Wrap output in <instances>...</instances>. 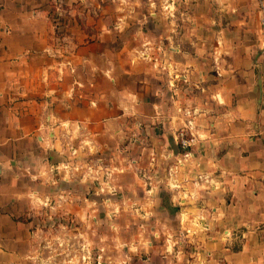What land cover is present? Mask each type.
<instances>
[{
    "label": "crops",
    "instance_id": "obj_1",
    "mask_svg": "<svg viewBox=\"0 0 264 264\" xmlns=\"http://www.w3.org/2000/svg\"><path fill=\"white\" fill-rule=\"evenodd\" d=\"M120 1L0 0V264H38L33 208L49 182L67 175L59 166L65 135L143 160L123 169V202L139 204L141 216L156 205L172 227L149 231L158 238L142 264H264L256 3L187 0L167 17L147 0ZM60 2L64 17L54 27ZM185 105L199 110L194 154L170 188L155 178L167 164L160 155L177 152L172 132L183 116L175 108Z\"/></svg>",
    "mask_w": 264,
    "mask_h": 264
},
{
    "label": "rangeland",
    "instance_id": "obj_2",
    "mask_svg": "<svg viewBox=\"0 0 264 264\" xmlns=\"http://www.w3.org/2000/svg\"><path fill=\"white\" fill-rule=\"evenodd\" d=\"M185 4H180L181 10ZM58 5L61 7L58 21L62 23L64 2ZM90 144L91 150L72 159L74 163H90V169H74L65 179L55 176V180L49 182L50 188H44L37 194L33 211L38 230V264L146 263L145 247L152 239L155 241L158 238L149 231L158 232L166 224L171 229L172 221L159 213L161 210L152 203L147 205L150 214L141 216L134 213L141 211L139 204L127 205L123 202L127 192L120 187V183L129 178L123 169L129 164L130 158L137 157H129L126 152L121 153L119 150L113 155L109 144L104 147L105 150L95 148L94 142ZM124 144L122 142V146ZM134 145L137 146V143ZM96 158L99 160L94 161ZM135 162L140 167L144 163L139 158ZM119 168L122 170H118ZM138 168L139 166L135 169V174L140 178ZM68 181L69 185L65 186L64 183ZM108 184L112 185L110 189ZM152 185L150 193L155 191L153 182ZM70 195L78 198L76 205L69 202L72 201ZM134 195H141L139 189L134 191ZM63 196H67L68 202ZM42 199L46 201L43 202ZM163 204L169 212L172 210L166 202Z\"/></svg>",
    "mask_w": 264,
    "mask_h": 264
},
{
    "label": "built area",
    "instance_id": "obj_3",
    "mask_svg": "<svg viewBox=\"0 0 264 264\" xmlns=\"http://www.w3.org/2000/svg\"><path fill=\"white\" fill-rule=\"evenodd\" d=\"M148 4H153L151 5L152 7H155L157 4V7L161 10V12L167 16V17H173L176 13V11L180 8V4L182 2H187V0H155V2L153 0H147ZM254 2L256 3V9L258 12V23H259V28H261L262 30H264V0H254ZM54 7L52 8L51 14H50V18L54 24V27H57L60 25V22L58 21V16H60L61 13V7L58 5V3H55V5H53ZM162 52V50H161ZM141 55H145V54H141ZM160 56H163L160 54ZM155 60V59H154ZM165 62V63H164ZM161 64V68H165L166 66L169 65L168 61H164ZM176 112L180 113V115L183 116L181 124L176 127L174 129V132H172V136H173V140L174 143L177 146V152L175 154L171 152H167L165 151L163 154L160 155V159L165 160L167 162L165 168L157 174L155 181H162L165 183V186L173 188V187H177L178 182L176 181V175L178 174V172L180 171L183 172V169L185 168V166L188 164V161L190 158L193 157L194 154V144L196 142V137L197 135H195V122H194V117H196V115L198 114L199 110L190 107V106H176ZM65 140H64V148L66 151V154L68 155V158L66 160H64L63 162L59 163L60 167L64 170H66L67 175L63 176L62 178L65 179L67 178V176H70V174L73 172V170H77V168H80L84 171H87L88 167L91 166L90 163L86 162L83 163L82 161H77V162H73L72 159L73 158H77V156L82 155L83 152L89 151V149L91 150L90 146H91V140H84L82 138L78 139L77 143L75 142H71V138H75L74 136L72 137H66L65 135ZM154 157L153 155H149L147 161L150 162L152 165V169L154 174H156L157 172H155L156 170V165L154 164ZM88 160V159H86ZM99 158L94 159V161H98ZM93 161V162H94ZM129 164L127 163V166L130 167L132 165H134L135 160L133 158H130L129 160ZM92 162V163H93ZM86 167V168H85ZM53 170L58 171V165H54L53 166ZM118 170H122V169H118ZM141 174L144 175V177L146 178V185H145V189L148 190L149 192V188L153 187L152 183L150 182V176H146L144 173H142L141 170ZM64 175V174H63ZM164 175V177H163ZM199 178H203L202 176L198 175ZM61 178V177H60ZM109 186V187H108ZM108 188L110 189L112 187V185L108 184ZM44 198H47L46 196ZM43 202L46 201V199H42Z\"/></svg>",
    "mask_w": 264,
    "mask_h": 264
}]
</instances>
